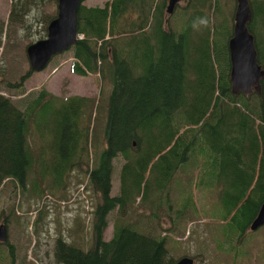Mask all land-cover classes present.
Returning a JSON list of instances; mask_svg holds the SVG:
<instances>
[{"label":"trees","instance_id":"1","mask_svg":"<svg viewBox=\"0 0 264 264\" xmlns=\"http://www.w3.org/2000/svg\"><path fill=\"white\" fill-rule=\"evenodd\" d=\"M44 1L52 0H13L10 23L27 29L28 18L36 13L37 20L46 22L47 36L48 24L57 12L43 10L44 17H39ZM83 1L78 15V33L83 36L70 47L71 69L81 75L99 73L109 78L111 88L105 145L88 173L90 184L100 194L87 229L89 237L69 242L59 235L60 264H174L167 237L147 231L140 224L143 214L129 219V208L137 198L152 202L159 193L164 196L159 197L151 219L160 220L162 209L174 221L190 209L197 214L194 192L188 189L192 182L216 192L218 212L214 213L221 218L216 228L222 236H218V249L229 252L224 242L233 241L227 247L233 251L239 243L244 245L264 201V77L260 91L246 94L232 89L229 39L236 0L231 13L228 0H191L177 8L173 15L177 21L171 27L165 25L168 0H107L104 5ZM250 3L253 18L248 27L264 69V0ZM202 18L206 26L200 24ZM33 71L29 68L10 85L23 91ZM28 102L23 107L0 91V186L12 178L14 185L31 183V190L40 196L46 189L58 196L89 147L92 151L93 144L97 146L93 115L97 109L101 118L103 104L82 94L60 97L47 86ZM50 113L55 121L54 144H49L51 154L46 160V148L34 149L29 136L35 127L43 137L38 119ZM118 157L124 163L120 192L113 195L112 174ZM179 172L187 178H179ZM175 180L183 194L178 207L170 190ZM14 209L11 206V213ZM113 210L112 235L105 238ZM83 223L79 219V232ZM9 249L10 262L16 264L10 241L0 242V264H8L4 252ZM234 252L237 258L242 253Z\"/></svg>","mask_w":264,"mask_h":264},{"label":"rangeland","instance_id":"2","mask_svg":"<svg viewBox=\"0 0 264 264\" xmlns=\"http://www.w3.org/2000/svg\"><path fill=\"white\" fill-rule=\"evenodd\" d=\"M106 1L84 0L83 3L104 5ZM190 1L183 0L178 3L171 14L166 10V27H171L177 21L176 17H173L177 8L189 4ZM228 2L227 11L231 13L233 0H228ZM12 3L13 0H0V91L23 107L44 86H47L49 90L60 97L82 94L96 97L103 104L101 107L102 119L97 116V109L94 110L93 115V123L96 124L93 138L97 141V146L95 147L93 144L92 151L89 147L88 155H84L85 157L78 167L68 176L66 182L59 189L58 196L52 195L48 189H46V194L40 196L39 193L31 190V183H28L26 187L19 182L14 185L11 182L12 178H6L0 186V220L7 218L6 221L8 222L10 219L7 242L10 241L15 246L16 264H60L56 253L57 238L62 234L69 242L79 241L82 238L87 240L89 237L87 229L91 226L92 212L100 198V194L94 191L88 180V173L96 162L97 152L105 145V115L111 81L109 78H102L96 72L88 75L74 72L71 69V63L74 59L73 51L69 48L54 55L46 68L33 71L25 81L23 91L18 87H12L10 83L18 81L21 75L31 68L27 45L43 35L46 37L44 29L46 22L37 20L36 13L28 18L27 29L21 23H10ZM236 4L237 0L233 9L234 14ZM39 8L41 10L38 11V15L41 18L44 17L43 10L56 13L57 0L56 2L54 0L44 1ZM223 9L225 10V7ZM53 116L50 113L38 119L45 132L43 137L35 127L29 136V142L34 149L46 148V160L50 159L51 154L49 144H54L53 127H55V121ZM90 146H92L91 140ZM123 163V157L114 160L113 195L120 192ZM178 177L187 178L183 172H179ZM30 180H33V176H30ZM188 189L194 192L199 207L197 214L190 209L181 219L174 221L162 209L163 214L160 220L151 219V214L157 211L156 204L159 197L164 196V194L158 193L152 202L145 203L146 201L137 198L132 207L129 208L128 217L131 220H137L139 214H143L140 224H144L147 231L167 237L170 256L175 260L183 256H193L195 258L193 264H264V225L247 232L244 245L239 243L237 247L234 246V251L242 252L238 258L233 250L227 248L234 243L233 241L228 244L224 242V246L229 252H222L218 249V236L220 238L222 236L218 235L220 233L216 228L217 224L221 223L219 221L221 218L214 213L215 211L218 212V198L215 190L211 187L208 189L198 188L193 182L188 185ZM170 190L175 207L180 206L183 194L181 193V186L176 180L170 184ZM11 206L15 208L12 213L10 211ZM115 216L116 210H113L109 215L110 223L106 228L105 238H110L112 235ZM79 219L81 222L84 221L81 232L78 230ZM0 242L3 241L0 240ZM4 254L9 261L8 264H11L12 253L10 249Z\"/></svg>","mask_w":264,"mask_h":264},{"label":"water","instance_id":"3","mask_svg":"<svg viewBox=\"0 0 264 264\" xmlns=\"http://www.w3.org/2000/svg\"><path fill=\"white\" fill-rule=\"evenodd\" d=\"M83 0H57V14L49 22L47 36L37 39L27 45L30 67L33 70L46 68L54 55L69 49L78 41L79 9ZM183 0H168L167 12L171 14L178 3ZM253 18L250 0H237L233 35L229 39L231 60L230 79L235 93L243 91L248 94L261 90V79L264 69L258 62L255 36L249 30L248 23ZM264 225V201L256 217L251 223V229ZM8 225H0V240L7 241ZM194 257L183 256L174 264H193Z\"/></svg>","mask_w":264,"mask_h":264},{"label":"clouds","instance_id":"4","mask_svg":"<svg viewBox=\"0 0 264 264\" xmlns=\"http://www.w3.org/2000/svg\"><path fill=\"white\" fill-rule=\"evenodd\" d=\"M207 23H208V22H207V20H206V19H203V18H202V19H200V24H202V25H205V26H206V25H207Z\"/></svg>","mask_w":264,"mask_h":264},{"label":"flooded vegetation","instance_id":"5","mask_svg":"<svg viewBox=\"0 0 264 264\" xmlns=\"http://www.w3.org/2000/svg\"><path fill=\"white\" fill-rule=\"evenodd\" d=\"M6 220H7V218H5V220L1 219L0 222L3 223V222H5ZM1 223H0V224H1ZM6 224L8 225V222H7V221H6ZM1 241H2V240H1ZM7 241H8V240H7ZM7 241H3V242H7ZM194 259H195V258H194Z\"/></svg>","mask_w":264,"mask_h":264},{"label":"built area","instance_id":"6","mask_svg":"<svg viewBox=\"0 0 264 264\" xmlns=\"http://www.w3.org/2000/svg\"><path fill=\"white\" fill-rule=\"evenodd\" d=\"M79 36L82 37L83 36V33H80Z\"/></svg>","mask_w":264,"mask_h":264}]
</instances>
